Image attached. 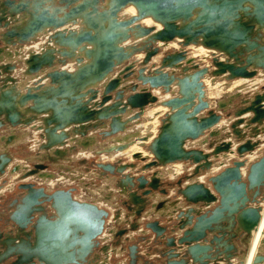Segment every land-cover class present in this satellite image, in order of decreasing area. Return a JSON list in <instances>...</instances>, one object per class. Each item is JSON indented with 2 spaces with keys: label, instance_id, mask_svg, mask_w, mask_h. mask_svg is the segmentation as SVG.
<instances>
[{
  "label": "water",
  "instance_id": "obj_1",
  "mask_svg": "<svg viewBox=\"0 0 264 264\" xmlns=\"http://www.w3.org/2000/svg\"><path fill=\"white\" fill-rule=\"evenodd\" d=\"M32 1L34 8L25 23L28 28L11 29L4 34V39L16 36L23 42L45 29L52 31L50 39L67 50L47 49L31 55L30 60H26L29 73L49 65L55 57L54 51L74 60L76 68L73 72L54 70L49 73L51 86L47 90L36 87L15 98L11 91L2 90L0 103L5 102L6 106L1 107L8 113L5 122L16 125L19 122L17 114L21 113L23 120L20 122L25 126L30 124L33 114L45 115L44 128L39 127L48 137L41 145L45 148L62 145L66 135L61 131L72 123L101 120L103 125L109 120L108 129L101 131V135L108 137L123 130L130 121L139 119L147 106L167 107L169 111L161 119L157 136L145 147L152 159L140 165V170L134 163L119 161H116V168L113 164L98 163L96 166L111 175L122 176L117 185L122 188L119 193L127 196L123 205L130 216L141 214L140 205L152 201L150 196H155L154 191L167 192L160 188L156 171L148 179L143 175L125 174L126 169L144 172L176 163L193 166L189 175H185L188 183L176 180L179 186L176 192L187 209H180L174 217V227L180 231L178 237L163 240L167 248L161 253L164 264H245L251 235L259 227L263 211L264 148L259 158L248 165L242 159L232 160L221 171L208 176V184H205L193 179L205 176L219 154L231 150V144L222 141L211 145L210 151L205 153L195 142L206 135L209 138L217 136L213 128L222 119L206 101L203 78L211 74V77L231 82L252 79L259 70L264 72V0H58L59 7H50V10L46 8L47 3L53 6L54 0ZM18 4L4 0L3 14L29 12V3ZM129 6L135 9L136 15L121 18L119 14ZM145 18L152 19L161 28L140 26L138 22ZM77 23L80 24L78 29H71ZM131 40L136 43L123 45ZM173 40H180L183 47L200 45L214 50L224 61L213 57L211 63L215 69L209 73L207 67L187 60L185 51H178L164 54L151 70L144 67L158 55L156 43ZM138 53H143L144 57L136 73H132L133 64L125 63ZM62 63H66V59ZM121 66L116 77L110 78L103 87L97 108L89 107L97 98L96 86ZM130 77L147 87L138 90L137 83H132L128 87L132 93L124 97V90L119 86L122 80L129 81ZM149 89H160L171 97L158 100ZM28 102L32 105L26 108ZM263 102L264 93L256 94L246 107L234 112L238 119L231 129L237 139L242 138L237 129L242 124L239 119L242 115L251 114L249 126L264 120ZM23 107L31 116L26 117L21 112ZM128 108L135 110V114L129 122L120 121L119 116ZM218 108L225 109V105L219 104ZM261 128L253 130L249 139L237 145L238 157L253 152L261 143L252 140L264 133V126ZM206 139H202L204 143ZM133 158L146 161L138 155ZM10 163L9 156L0 155L1 176ZM245 166L246 175L242 176L241 169ZM36 168L44 167L36 165ZM17 170L15 166L12 173ZM21 188L24 189L23 205H18L10 217L18 234L4 242L0 262L13 257L12 264H95L100 258L97 251L105 254L102 236L105 231L113 232L105 227L109 218L105 209L76 199L71 190L58 189L48 195L41 188H33L32 184H23ZM162 205L159 203L158 208ZM46 207L50 210L48 213ZM164 217L173 221L170 215ZM116 219H119L117 212L113 217ZM27 226L33 231L32 237L25 230ZM129 227L136 229L138 225L134 223ZM146 228L156 239H163L165 230L158 220L147 223ZM118 233L123 235L124 230ZM262 245L249 264H264V242ZM137 251L135 245L129 247L131 264H137Z\"/></svg>",
  "mask_w": 264,
  "mask_h": 264
},
{
  "label": "rangeland",
  "instance_id": "obj_2",
  "mask_svg": "<svg viewBox=\"0 0 264 264\" xmlns=\"http://www.w3.org/2000/svg\"><path fill=\"white\" fill-rule=\"evenodd\" d=\"M11 1H13V3H15L16 4V6H17V4L19 3V2H22V3H25V2H27V3H29V4H27L28 5V10H29V12L27 11V12H22V13H13V12H11L10 13V11H8V12H6V14L4 15L3 13L4 12H2L4 9H3V5H4V0H0V74H1V76H0V92L2 91V89L4 90H10V89H8V86H9V84H11L12 83V81L10 80V78L11 79H18V78H20V77H22V76H20L18 73H19V71H24V72H26V70H27V67L28 66H26L25 65V63H26V60H25V63L24 62H21L22 61V58H24V59H29V55H28V53H32V54H41V53H43L44 51H46L47 49H64V47H59V46H54V47H52L54 44H52L53 42L51 41V39H50V36L48 37V34L50 33H43V34H40V35H38L37 37H35V38H32V39H30L29 41H25V42H20L19 41V38L18 37H16V36H14V37H9V39H7V40H9V41H7V40H5L4 39V34H6L9 30H11V29H15V30H18V29H22V28H26L27 26H28V24L26 25L25 23H26V21H28L29 20V16H31V14H30V12H32V10H33V1L32 0H11ZM19 5V4H18ZM59 7V4H58V0H54V5L53 6H51L50 4H48L47 3V6H46V8L48 9V10H50L51 8H54V7ZM51 7V8H50ZM12 9V8H11ZM6 10H8V9H6ZM2 12V13H1ZM19 19H21L22 21L23 20H25V22L21 25V22L22 21H20ZM6 24V25H5ZM67 27V26H66ZM69 27V26H68ZM61 29V28H60ZM71 29H73V30H77L78 29V25L76 24V25H74V26H71ZM53 34V32H51V35ZM37 44V45H36ZM56 45V44H55ZM51 46V47H50ZM192 46H194V45H192ZM14 47H15V49L16 50H13L14 49ZM18 47H20V48H18ZM45 47V48H44ZM191 47V45L189 46V47H187V48H190ZM23 49V50H22ZM25 49V50H24ZM27 49V50H26ZM37 51H36V50ZM64 50H67V48H65ZM174 49H165L164 51H166V52H172ZM186 51H190V49H188V50H186ZM5 52V53H4ZM17 52V53H16ZM24 52V53H23ZM1 53H3V54H1ZM11 53V54H10ZM20 53H23L22 54V56L20 55ZM2 55V56H1ZM9 55V56H8ZM54 55H55V57H52V62L49 64V65H44L43 67H41L39 70H37L36 72H32V73H28V74H26V81H22V83H24L25 85H23L21 82V84L20 85H18V82H17V84H16V86H17V88L19 89V91H17L18 92V94L20 93L21 95L22 94H24L27 90H25V89H27V88H25V86H26V84H27V82L29 81L30 83H31V81H34L35 80V78L36 79H38L39 77V75H43L42 77L44 78L43 79V81H45L44 82V85H46L44 88H46V87H48L49 86V82H50V80H49V82H47V80H46V78H45V76L48 74V73H50V72H52V71H54V70H67V71H69V72H73L74 70V66L76 65V63H74L72 60H69V59H67V61H69V62H72V64H67L68 66L67 67H65V66H61L60 65V62H62L60 59H62V57L60 56V55H58V53L56 52V53H54ZM190 55V54H189ZM15 57V58H14ZM160 58H161V56H160ZM64 59H66V58H64ZM211 60H212V57L209 55V57H207L206 59H204L203 61H202V63H200L201 65L200 66H203V67H209L210 69H215V67L212 65V63H211ZM159 62H160V59L159 60H152L151 62H150V64L148 65V66H152V64H155V65H158L159 64ZM198 62V61H197ZM206 62V63H205ZM68 63V62H67ZM139 63H141V62H139ZM139 63H137V66H139ZM8 65H10L11 67L10 68H7L8 67ZM70 65V66H69ZM68 67H70V68H68ZM72 67V68H71ZM7 68V69H6ZM147 69H149L148 67H147ZM6 70H8V71H6ZM73 70V71H72ZM27 73V72H26ZM257 75L254 77V78H252V79H246V80H250L248 83H249V85H253L252 87H250V89L248 88L247 89V91H245V92H243V93H239V95H236L235 97H232L231 99H229L228 97H227V95L228 94H226L225 95V93H223L219 98H217L218 100L220 99V100H224L226 103H227V106L225 107V109H223V110H220V111H216V109H215V106H216V104L214 105V104H212L213 105V107L212 108H210L211 110H214V111H216V113H218V112H221V115H222V119H221V122L216 126V128H214L215 130L217 129V130H221V127L223 126V125H226V127H227V129L228 128H230V130H231V134L232 135H234L233 133H232V129H231V126L233 125V123L235 124V121H236V119H238L237 117H235L234 116V112L235 111H237L238 109V107L240 106L239 104H238V102L239 103H242V101H244V102H250L249 101V98H251V99H253L254 97H255V94H257L256 93V91H257V89H262L263 91H261L262 93L261 94H263L264 93V72L263 71H257ZM31 75V76H30ZM3 76V77H2ZM4 76H6L7 78H6V80H8L7 82L9 83L8 84V86L6 85H4L3 86V84L5 83V82H3V78H4ZM18 76V77H17ZM13 77V78H12ZM30 78V79H29ZM34 78V79H33ZM135 80L134 79V77H130V79L129 80ZM205 80L206 79H203L202 81H203V84H205L204 82H205ZM260 81V82H257V83H254L253 84V82L250 84V82L251 81ZM20 81H21V79H20ZM235 81V80H234ZM243 81V80H242ZM11 82V83H10ZM26 82V83H25ZM127 82V81H126ZM231 82H233V81H231ZM231 82H227L226 80H224L223 78H220V79H216V82L215 83H218V84H221V85H223V84H225V85H227V84H229V83H231ZM124 83V82H123ZM223 83V84H222ZM14 84V83H13ZM130 85V84H129ZM20 88H19V87ZM24 86V87H23ZM126 87H128V86H126ZM205 87V86H204ZM149 91H150V89H149ZM158 93H159V91H158ZM161 93V92H160ZM1 94V93H0ZM18 94L16 93V96H18ZM162 94V93H161ZM157 95V94H156ZM163 95V94H162ZM15 96V97H16ZM164 96H166V95H164ZM14 97V98H15ZM99 100H100V98H99ZM217 100V101H218ZM212 101V100H211ZM217 101H215V99L213 100V102L215 103V102H217ZM235 101V102H234ZM1 102V101H0ZM264 103V102H263ZM1 105L3 106V107H5L6 106V103L5 102H3V103H1ZM153 105H155V104H153ZM152 105V106H153ZM211 105V106H212ZM239 105V106H238ZM151 108V107H150ZM151 111H152V109H150ZM6 112V110H4L2 113H0V115H1V118H0V122H2V123H6V124H9V123H7V122H5V115L7 114V113H5ZM219 114V113H218ZM251 116V115H250ZM21 117H23V116H20V117H18L19 119H18V123H15L16 125H13L14 127H18V126H21V123L22 122H20V121H22L23 120V118H21ZM41 117V116H40ZM42 117L43 118H45V115H42ZM145 117H147L145 114H142L141 116H140V118L138 119V123H135L133 126H132V128L134 127H137L138 125L139 126H141V123L143 122V120H145ZM226 119H230L229 120V122H228V124H226ZM243 120H244V123L246 122V120L244 119V118H242ZM32 122V123H31ZM30 122V124H28L27 126L28 127H33L35 124V126H38L37 127V129H35V130H32L33 132H35V133H37L36 135L37 136H39V137H37L36 139H38L39 140V138H40V141H43L44 140V142L46 143V141H47V137H46V135L43 133V131H41V128H39V127H42V122L40 121V119L39 118H37V119H35V120H33V121H31ZM34 122H36V123H34ZM222 122H225V124H223ZM91 123V122H90ZM244 123H242V124H244ZM9 125H11V124H9ZM23 125V124H22ZM241 125V124H240ZM239 125V126H240ZM5 126V125H4ZM3 125L2 126H0V128L2 129H0V133H3V135L4 134H7V132L5 131L7 128H5ZM26 126V125H25ZM35 126H34V128H35ZM138 126V127H139ZM245 126H247V128L249 129H251L252 130V128L254 127L255 129H259V130H261L262 128L261 127H263L264 126V120H262L260 123H258V124H254V125H252L253 127L251 128V126H249V124L247 123V124H245ZM31 127V129H34V128H32ZM137 127V128H138ZM219 127V128H218ZM4 128V129H3ZM136 128V129H137ZM140 128V127H139ZM74 129H76L75 128V126H73V127H71V128H66V129H64L63 131H61V132H65V131H67L68 130V132L67 133H69V134H73L74 132ZM227 129H224L223 130V132L224 131H226ZM237 129L240 131V133H241V135L243 136V134H245V131H244V129L245 128H238L237 127ZM254 129V130H255ZM100 131V130H99ZM97 132V131H95L94 130V132H93V130H89L88 132H90L91 133V138H93V136L92 135H96L95 137H94V139H95V141H97L96 142V144L94 145V146H96V148L98 147V150L100 149V148H102L101 150H100V152L101 153H104L105 152V149L106 148H108L109 146H110V144L112 143V141H111V138H105V137H103L100 133L101 132ZM253 131V130H252ZM222 132V131H221ZM57 133H60V131H57ZM261 134H264V133H261ZM261 134H259V135H261ZM85 135H88V134H85ZM221 135V134H220ZM258 135V136H259ZM120 136H122V135H120ZM120 136H117V137H120ZM123 136H125L124 134H123ZM257 136V137H258ZM117 137H115V138H117ZM208 137V136H207ZM80 139H74L71 143H69L70 145H55V146H52L51 148H42L41 147V145H44L45 143L43 142V144H35V136H34V139H32V138H30L29 139V142H30V144L33 146V148H32V150H31V147H30V145L28 144V142H25L24 143V145H27V146H25L24 148L22 147V148H9V143H7V142H5V144H1V146H0V155L2 154V152H5V153H11V155L9 156L10 158H11V162L12 161H14L13 162V164L15 163V161H17V160H19L18 162H17V164L16 165H14V166H19L18 168L20 169H18L16 172H20V177H15V173H12V169L14 168V166L12 167V169L10 170V172L9 173H7V171H8V168H7V171L5 172V174H3V176H0L1 177V179H0V230H4L5 228H6V221H5V216H6V214L9 212V209H10V207H11V205H9L10 204V202H12L13 200H15V199H17L19 196H22L23 195V193H24V189H22L21 188V185H23V184H32L33 185V188H36V189H38V188H41V189H43L44 191H45V193L46 194H51L53 191H55V190H71V194L73 195V197H75L76 198V196H78L79 194H81L82 192L81 191H83V190H86V189H84L85 187H83V188H80L79 187V185H81V184H84V182H86V181H84V182H79V181H81L82 179H84L83 178V175L81 174L82 172L81 171H83L85 168L88 170L87 171V174L89 175L90 174V172H92V170H96V169H99L97 166H96V163H98L99 162V159H100V157L103 155V154H97V155H90L89 157H84V152H86L88 149H87V147L86 146H84V144L86 145L87 143V141L85 140V138L87 139V138H89L90 139V141L88 142L89 144L92 142L91 141V138L89 137V135L88 136H86V137H79ZM209 138V137H208ZM219 139L220 138V136L219 137H214V138H212V139ZM234 138H235V136H234ZM250 138V136L247 138V139H249ZM42 139V140H41ZM106 139V140H105ZM209 139H211V138H209ZM247 139H245V140H247ZM108 140V141H107ZM232 140L233 139H231V141H225V142H231V144H233V142H232ZM235 140H236V138H235ZM68 142V138L65 140V143H67ZM221 142V141H220ZM224 142V141H223ZM236 142H237V140H236ZM245 142V141H244ZM0 143H3V142H0ZM235 143V142H234ZM92 144H93V142H92ZM236 144V143H235ZM233 146H235L234 144L232 145V150L234 151V152H231V153H226V155L227 156H229L230 158H228V164L229 163H231V161L232 160H240V159H242L243 161H245V164L246 163H249L250 161H252L253 159H255L254 157L255 156H257V155H255L253 158H250V156H252V155H249V154H245L243 157H238V155L236 154V152H235V148L233 147ZM85 147V148H84ZM112 146H110V148H111ZM8 148V149H7ZM72 148V149H71ZM212 147H209L208 149H207V151L206 152H209L210 151V149H211ZM69 149H71L70 151H71V153H69L68 155H66L67 153H68V150ZM260 149V148H259ZM259 149H255L256 151H258ZM49 151V152H48ZM64 151L65 152H67L66 154H63L64 153ZM104 151V152H103ZM256 151H254V152H256ZM43 152H46V154L45 153H43ZM205 152V151H204ZM205 152V153H206ZM234 153V154H233ZM83 155V156H81V155ZM232 154H233V156H232ZM44 155V156H43ZM46 155H47V157H46ZM59 155H61L62 157H58ZM78 155V156H77ZM99 155V156H98ZM8 156V155H7ZM35 156V157H34ZM49 156V157H48ZM66 156H68V157H70V158H73V159H71L70 160V163H68V157L66 158ZM72 156V157H71ZM66 159H65V158ZM16 158V159H15ZM18 158V159H17ZM221 158L222 157H219L216 161L218 162V161H221ZM64 159V160H63ZM79 159H81V160H79ZM83 159H86V164H82V163H80ZM104 159H106V158H104ZM103 159V160H104ZM147 159H150V158H147ZM55 160V161H54ZM117 160H119L120 161V163H137L136 165H137V170H140V169H138L139 167H140V165H144L145 163H147L149 160H146L145 162H141V161H139V160H136V159H128V158H124V157H120L119 159H115V160H113V162H115V161H117ZM105 162H108V163H111V164H113V162L112 161H108L107 159H106V161ZM104 162V163H105ZM217 162H215V163H217ZM55 163V164H54ZM57 163V164H56ZM214 163V164H215ZM12 164V165H13ZM36 165H42L44 168H37L36 169ZM68 165V166H67ZM188 165V164H187ZM26 166V167H25ZM116 166H117V164H116ZM216 166V165H215ZM71 167V168H70ZM80 168V169H79ZM162 170V168H157V169H155V170H151V171H139V172H137V170L136 171H131L130 170V175L131 174H133L135 177H137V176H140V175H143V176H145V177H147L148 178V176H150L151 174H152V172H154V171H157V170ZM211 169H213L212 171H210V173L209 174H206L205 176H202V179L200 178V181H202L203 183H205V184H208V180H207V177L208 176H210V175H214V174H216L215 173V171H216V169H218V168H215L214 167V165H213V167L211 168ZM220 170V169H219ZM26 171V172H25ZM33 171H38V173H39V171H40V173L41 172H47V173H49V175L51 176V178L54 180L53 182H52V184H53V186H52V184H51V186L49 187H47V185H42V184H38L37 183V180L36 179H38L39 177H37L35 174H37V173H35L34 174V172ZM103 171V170H102ZM128 171H129V169H127L126 171H125V174H129L128 173ZM32 172V173H31ZM104 172V171H103ZM190 173V171H187L186 169L183 171V173H181L180 174V176L177 178V179H182V182H183V184L185 183V175H189V173ZM219 172V171H218ZM217 172V173H218ZM23 173V174H22ZM75 173V174H74ZM13 174V175H12ZM41 174H43L40 178L43 180V179H45V178H47V179H50V177H48V175L46 174V173H41ZM74 174V179L72 180V178H71V175H73ZM107 174H109V173H107ZM243 174V173H242ZM23 175V176H22ZM75 175H80V176H78V177H75ZM110 175V174H109ZM33 176V177H32ZM45 176V177H44ZM27 177V178H26ZM58 177V178H57ZM62 177V178H61ZM116 177H119V176H116ZM15 178V179H14ZM18 178V179H17ZM94 176H92V174L90 175V177H87V179L89 180V181H87V183L89 182L90 184H94V183H98V184H100L101 183V181H102V179H100V178H95ZM173 177H169L168 179L167 178H165V181L163 182V189H165L166 190V194H160V195H164V196H169V199L170 200H174V198H179V196H178V194H177V192H176V189L179 187L178 186V184H176V180H171ZM12 179V180H11ZM25 179V180H24ZM33 179V180H32ZM59 179V180H58ZM149 179V178H148ZM19 180V181H18ZM10 181V182H9ZM69 181H70V183H69ZM113 181L115 182V186L117 187V192H118V195H119V199L120 200H118L119 201V206H117V207H115V208H113L114 209V211L115 210H119V212L120 213H122V210L123 209H125V215L124 216H126L125 218L127 219V222H128V220H131V223H139V225H140V228H141V231H139V234H136L135 233V235L134 236H129V234H128V232L129 231H131V232H134V231H137L139 228L137 227L136 229H132L131 227H123V228H121L120 226V228L117 230V231H115L114 233L112 232V233H108V235H112L113 234V238H114V240H113V245H114V247H122L123 249H125L126 251H127V253H126V255H127V257H128V264H131L130 263V257H129V247L130 246H132V245H135L136 247H137V264H140V262H142L141 264H161L162 263V261H163V257H162V252H164V242H163V240L165 241L167 238H171V237H174L175 239L178 237V229L177 228H175L174 227V224H175V220H173V221H169L168 219H166V217H160L159 219L157 218L156 220H158L159 221V223H160V220L162 219L163 221V224H162V227L164 228V230H165V232H164V234L163 235H165V236H167V238H165V239H162V238H155V236H154V233L152 232V231H150L149 229H147L146 228V224L147 223H149V222H151V221H153L154 219H152V220H146V218L145 219H142L141 221H139L138 220V218L144 213V212H146L145 210H147V209H143V211L141 212V214L139 215V216H136V215H134V216H130V215H128V212H127V210H126V207H125V205H123V201H126V198H127V196H126V194L125 195H123V194H120L119 193V190L120 189H122V188H120V187H118V185H117V180L115 181V179H113L112 181H111V183H113ZM72 182V183H71ZM6 184V185H5ZM15 185V186H14ZM9 186V187H8ZM136 186V185H135ZM161 186V185H160ZM6 187V188H5ZM10 187H11V189H10ZM46 187V188H45ZM4 188V189H3ZM16 188V189H15ZM51 188H53V189H51ZM13 189V190H12ZM145 189H147V187L145 188ZM149 189V188H148ZM124 190H125V188H124ZM137 190V189H136ZM2 191H3V193H2ZM7 191V192H6ZM128 192H129V189H127L126 190V193L128 194ZM139 192V191H138ZM21 193H22V195H21ZM125 193V192H124ZM155 193H157L156 191H154V194ZM159 194V193H158ZM76 199H78V198H76ZM79 200V199H78ZM81 201V200H80ZM151 203H152V201H150L149 200V202H148V204L147 205H151ZM46 204V203H45ZM44 205V204H43ZM146 204H145V207L147 206ZM262 205V204H261ZM148 206V207H149ZM185 206L187 207V205L185 204ZM185 206L182 208V209H185ZM103 209H105V208H103ZM136 209V208H135ZM149 209V208H148ZM108 213H109V217L110 218H108V220H107V222H106V225H107V223H108V221L109 222H111L110 224H108V225H110L109 227H111V229H113V228H116L115 227V225H117L118 226V221H116V220H112L111 221V219L113 218V217H115V215H114V213L115 212H113V215L111 216V214H112V212H110L108 209H105ZM157 211V210H156ZM120 215H122V214H120ZM3 216H4V218H3ZM122 217V216H121ZM120 217V218H121ZM132 217V218H131ZM173 219H175V218H173ZM115 222V223H114ZM131 223H129V226L130 225H132ZM12 228H10V230H11ZM8 231L7 233H6V235L7 234H10L11 236L10 237H14L13 236V234L15 233L14 231ZM110 230V229H109ZM119 230H124V233H123V235H120L118 232H119ZM148 231V233H144V231ZM145 231V232H146ZM180 233V232H179ZM5 235V236H6ZM2 236V235H1ZM3 237V236H2ZM110 238V237H109ZM117 240H118V243H117ZM236 242V247H237V245H238V243H237V241H235ZM104 245V244H103ZM106 246H109V244H106ZM263 246V245H262ZM163 249V250H162ZM260 250V249H259ZM262 250V249H261ZM102 255H104L105 256V254H103L102 252H100ZM115 255V254H114ZM125 255V256H126ZM115 256H113V260H109L110 262H115ZM165 259V258H164ZM117 260H120V258H117Z\"/></svg>",
  "mask_w": 264,
  "mask_h": 264
},
{
  "label": "bare ground",
  "instance_id": "obj_3",
  "mask_svg": "<svg viewBox=\"0 0 264 264\" xmlns=\"http://www.w3.org/2000/svg\"><path fill=\"white\" fill-rule=\"evenodd\" d=\"M28 9V8H27ZM136 15V11H135V9L132 7V6H129V7H126V8H124L122 11H121V13L119 14V16L121 17V18H129V17H132V16H135ZM25 22V20H23L22 22H21V25L23 24ZM138 24L140 25V26H144V27H154V30H158V29H160L161 27H160V25L159 24H157V23H155V22H153L152 21V19H150V18H145V19H143V20H140L139 22H138ZM77 25H78V27H79V23H77ZM28 28V26L25 28V29H27ZM65 28V27H64ZM64 28H61V30L62 29H64ZM48 31V32H47ZM49 33L48 34V37L51 35V32L52 31H49V30H47V29H45V30H43L42 32H39L38 33V35H40V34H43V33ZM46 33V34H47ZM37 35V36H38ZM36 36V37H37ZM19 41L21 42V40L19 39ZM51 41H52V39H51ZM23 42H25V41H23ZM53 42V41H52ZM132 43H136V42H134L133 40H131V41H128L127 43H124L123 45L125 46V45H132ZM52 44H54V42L52 43ZM37 45V44H36ZM54 46H56L57 47V45H53L52 47H54ZM155 47H157L158 49H159V53H158V55H156L157 56V60L159 59V57L161 56H163L164 54H166V53H173V52H178V51H185V53H186V59L188 60V59H191L192 60V62L193 63H195V64H197V65H201L200 63H202V61L204 60V59H206L207 57H209V55L213 58V57H215L218 61H224V57L221 55V54H219V53H217L216 51H214V50H211V49H207V48H205V47H203V46H200V45H197V46H192L191 45V47L190 48H187V47H189V46H187V47H183L182 45H181V43H180V40H173V41H171V42H169V43H160V42H158V43H156L155 45H154ZM51 47V46H50ZM18 48H20V47H18ZM45 48V47H44ZM165 49H174L172 52H166V51H164ZM188 49H190V51L188 52V51H186V50H188ZM13 50H16L15 49V47H14V49ZM23 50V49H22ZM25 50V49H24ZM27 50V49H26ZM36 50V49H35ZM37 51V50H36ZM17 53V52H16ZM24 53V52H23ZM23 53H20V55L22 56V54ZM54 53H56L55 51H54ZM11 54V53H10ZM140 54H143V53H140ZM139 53L138 54H136L137 56H139L140 58L142 57L141 55H140ZM190 54V55H189ZM28 55L29 56H31V55H33L32 53H28ZM135 55V54H134ZM133 55V56H134ZM9 56V55H8ZM133 56H131V58L125 63V64H128V63H131V64H133V66H134V68H133V70L131 71L132 73H136V71H137V69H138V67L139 66H137V64H136V61H134V60H132V58H133ZM156 56H154V57H156ZM159 56V57H158ZM62 57V56H61ZM154 57H152L151 59H150V61L147 63V64H145L144 65V67L145 66H147L148 67V65L150 64V62L152 61V59L154 58ZM15 58V57H14ZM64 58H66V57H62V59H60L62 62H63V60H65ZM67 59L68 58H66V63H62V62H60V65L61 66H65V67H67L68 65L67 64H72V62H69V61H67ZM25 60H30V58L29 59H24V58H22V61L21 62H24L25 63ZM69 60H71V59H69ZM74 63H75V61L74 60H72ZM142 61V60H141ZM140 61V62H141ZM160 61H161V58H160ZM198 61V62H197ZM68 62V63H67ZM160 63V62H159ZM206 63V62H205ZM141 63H139V65H140ZM25 65L26 66H28L27 65V61H26V63H25ZM10 65H8V67H9ZM70 66V65H69ZM153 66H157V65H155V64H152V66H151V69H152V67ZM7 67V68H8ZM201 67H203V66H201ZM68 68H70V67H68ZM72 68V67H71ZM76 68V65L74 66V69ZM122 68V66L121 67H119V68H117L111 75H109L106 79H104L103 81H101L96 87V89H97V91L100 89V88H102L103 89V87L105 86V84L107 83V81L110 79V78H113V77H116V75L119 73V70ZM208 68V71H209V73L210 72H212L214 69H210L209 67H207ZM73 69V70H74ZM72 70V71H73ZM27 72V73H26ZM26 72H24L23 70L22 71H19V75L20 76H22L21 77V81H26V74H28L29 73V70L27 69L26 70ZM51 73V72H50ZM2 74V73H1ZM1 74H0V76H1ZM44 75V74H43ZM43 75H39L38 77V79H36L35 78V80L34 81H31V83L28 81L27 82V84H26V86H25V88H27V89H25V90H33L34 88H36V87H38V88H41L42 90H44V89H48L51 85H50V82H49V80H50V78L48 77V75H49V73L45 76V78H46V80H47V82H49V86L48 87H46V88H44L46 85H44V82L45 81H43ZM31 76V75H30ZM3 77V76H2ZM18 77V76H17ZM6 76H4V78L2 79L3 80V82H5L4 84H3V86L5 85H7L8 86V80H6ZM13 78V77H12ZM30 79V78H29ZM34 79V78H33ZM203 79H206L205 80V84H203V87H204V92H205V98H206V101L208 102V104H209V107L210 108H212L213 107V105L212 104H216V106H215V109H216V111H220V110H223V109H219L218 108V106H219V104H221V105H225V107L227 106V103L224 101V100H218L217 98H219L223 93H225V95L226 94H228L227 95V97L229 98V99H231L232 97H235L236 95H239V93H243V92H245V91H247V89L249 88L250 89V87H252L253 85H249V81L250 80H246V79H236L235 81L233 80V82H231V83H229V84H227V85H225V84H223V85H221V84H218V83H215L216 82V78H214V77H211V74H207ZM10 80L12 81V83L11 84H13L14 83V85L15 84H17V82H18V79H11L10 78ZM243 80V81H242ZM123 81V80H122ZM126 82V81H125ZM253 82V84L254 83H257V82H260L259 80L258 81H251L250 82V84ZM26 83V82H25ZM132 83H134V82H132ZM132 83L129 85H127V86H131L132 85ZM139 82H137V84L136 85H138V90L140 89V88H142V87H146V86H141V84L139 83ZM202 83H203V81H202ZM21 84V83H20ZM23 85H25L24 83H22ZM122 84V83H121ZM19 85V84H18ZM11 86V85H10ZM13 86V85H12ZM24 87V86H23ZM152 90H159V91H161L160 89H152ZM99 93V92H98ZM161 93L163 94V91H161ZM166 95V98L165 99H167V98H169V97H171V95L170 94H165ZM88 96L89 95H85V97L88 99ZM164 96V95H163ZM47 97V96H46ZM97 97H98V94H97ZM158 98V97H157ZM215 99V101H217V102H213V100ZM96 100V99H95ZM95 100H93L92 102H91V104L89 105V107L91 106L92 108H97V106H96V104L99 102V101H97V102H95ZM158 100H164V99H159L158 98ZM212 100V101H211ZM235 102V101H234ZM239 103V102H238ZM15 105H17V104H15ZM25 105V104H24ZM30 105H32V102H28L27 103V105L25 106L26 108H28ZM212 105V106H211ZM2 105H1V103H0V113H2L3 111H4V109L1 107ZM239 106V105H238ZM25 107H23V109H24V111H21L22 113H24V115H26V117L29 115V116H31L30 115V112L29 111H27V112H25ZM148 107V106H147ZM146 107V108H147ZM150 107L151 108H149V109H145L144 110V112H143V114H145L147 117H145V120H143V122L141 123V126H137V127H133L132 128V126L135 124V123H138V118H137V120H132V121H128V119L131 117V115L132 114H135V110H130V108H128V110L124 113V114H121L120 116H119V119H120V121H123V122H126V121H128L129 123H128V125L123 129V130H121V131H119V132H117V133H115V134H113V135H110V136H108V137H106V136H103V137H105V138H111V141H112V143L110 144V146H112L111 148H110V146L108 147V148H106L105 149V152L104 153H101L100 152V150L102 149V148H100V150H98V147L96 148V146H94L95 144H96V142L97 141H95V139H94V137L96 136V135H92L93 136V138H91V133L90 132H88L90 129L91 130H93V132H94V130L95 131H99L98 129H102V130H100L99 132H101V131H103V130H105V129H108V121H105L104 122V124L102 125L101 124V120H93V121H90V122H87V123H84V124H74V123H72L71 125H68V127H66V128H71V127H73V126H75V128L76 129H74V133L71 135V134H69V133H67V131H65L64 132V134L66 135V137L63 139V142H62V145H70L69 143H71L74 139H80L79 137H86V136H88L89 135V137L91 138V141L93 142V144H92V142L89 144L88 142L90 141V139L89 138H85V140L87 141L86 143V145L84 144V146H86L87 147V151L86 152H84V157H89L90 155H97V154H103L101 157H100V159H99V164H111V163H104L105 161H106V159L110 162V161H112L113 162V160H115V159H119L120 157H124V158H128V159H134L133 157L134 156H136V155H138V156H140V157H142V158H145L146 160H151L152 159V155H151V153L145 148L146 146H148L149 145V143L153 140V138L154 137H156L157 136V133H158V129H159V126H160V123H161V119L163 118V116L166 114V113H168V108L167 107H164V106H161V105H158V104H155V105H150ZM214 108V107H213ZM21 109V108H20ZM150 109H152V111L150 110ZM5 113H7V112H5ZM8 114V113H7ZM218 114V113H217ZM20 116H22V114L21 113H18L17 114V117H20ZM126 117V118H125ZM0 118H1V115H0ZM37 118H39L40 119V121L42 122V128H44V125H43V120L45 119V118H43L42 116L40 117L39 115H34L33 114V118L30 120V121H33V120H35V119H37ZM237 120V119H236ZM240 120H242V123H244V120L241 118ZM221 122V121H220ZM219 122V123H220ZM32 123V122H31ZM34 123H36V122H34ZM218 123V124H219ZM96 124L98 125V126H96ZM217 124V125H218ZM0 125L2 126H4L5 128H7L8 130H10L11 131V133H12V131H14V132H16L18 129H20L21 128V126H18V127H14L13 125H9V124H6V123H2V122H0ZM22 125V124H21ZM36 125V124H35ZM34 125V126H35ZM216 125V126H217ZM34 126L32 127V128H34ZM26 127H28L27 125H26ZM25 127V128H26ZM37 127L38 126H35V128L34 129H32V130H35V129H37ZM103 127H105V128H103ZM23 128V127H22ZM42 128H41V131H43L42 130ZM65 128V129H66ZM137 128V129H136ZM214 128H216V127H214ZM219 128V127H218ZM4 129V128H3ZM224 129H227V127H226V125H223L222 127H221V130H215V129H213V131H216L217 132V136H215V137H219L220 136V134H221V131H223ZM2 130V129H1ZM45 135H46V133L45 132H43ZM37 133H35L34 132V136H35V144H43V142H44V140L43 141H40V138H39V140L38 139H36L37 137H39V136H37L36 135ZM85 134H88V135H85ZM101 134V133H100ZM123 134L125 135V136H123ZM120 135H122V136H120ZM9 136V135H8ZM14 135L13 134H10V136L9 137H13ZM117 136H120V137H117ZM46 137H47V135H46ZM115 137H117V138H115ZM8 138V137H7ZM23 138V137H22ZM30 138H32V139H34V137H28V139H30ZM68 138V142L67 143H65V140ZM236 138V137H235ZM47 139H48V137H47ZM21 140V139H20ZM42 140V139H41ZM106 140V139H105ZM108 141V140H107ZM18 142H19V140H18ZM26 142V141H25ZM28 142V141H27ZM16 143V142H15ZM24 143V142H23ZM30 143V142H29ZM45 143V142H44ZM220 143H222V141L221 142H218L217 144H220ZM225 143V142H224ZM226 143H229V142H226ZM1 144V143H0ZM19 144V143H18ZM230 144H231V142H230ZM16 145V144H15ZM20 145H21V143H20ZM31 145V144H30ZM216 145V144H215ZM238 145V144H237ZM237 145H235V149H236V147H237ZM9 146V145H8ZM10 146H12V145H10ZM9 146V147H10ZM51 147L52 146H54V145H50ZM261 146V145H260ZM14 147V146H13ZM51 147H45V148H51ZM119 147H121V148H119ZM234 147V146H233ZM85 148V147H84ZM257 148V147H256ZM260 149L257 151V152H255L254 153V151L253 152H250V153H248L249 155H252V156H250V158H253L255 155H257V156H255L254 158L255 159H253L252 161H250L249 163H251V162H253V161H255L257 158H259V156L261 155V153H262V149L264 148V145L262 146V147H259ZM8 149V148H7ZM72 149V148H71ZM71 149H69L68 150V153L67 152H65L64 151V153L63 154H66V155H68L69 153H71ZM231 150H229V152L228 153H231V152H234L233 150H232V144H231V148H230ZM49 152V151H48ZM236 152V151H235ZM45 153V152H44ZM227 153V152H226ZM226 153H222V154H219V157H222L221 158V161H215V162H217V163H215L214 165H216L215 166V168H218V169H216V171H215V173H217L218 171H221V169L225 166V165H227L228 164V158H230L229 156H227L226 155ZM11 155V153H5V152H2V154L1 155H8V156H10ZM72 154V153H71ZM234 154V153H233ZM233 154H232V156H233ZM81 155V154H80ZM44 156V155H43ZM78 156V155H77ZM81 156H83V155H81ZM99 156V155H98ZM35 157V156H34ZM68 156H66V158H67ZM72 157V156H71ZM243 157V156H242ZM65 158V157H64ZM65 158V159H66ZM69 159H68V163H70V160L71 159H73V158H70V157H68ZM104 158H106V159H104ZM147 158H150V159H147ZM16 159V158H15ZM18 159V158H17ZM104 159V160H103ZM64 160V159H63ZM79 160H81V159H79ZM19 160H17V161H15V163L13 164V162L14 161H12L10 164H9V168H8V171H7V173H9L10 172V170L12 169V167L14 166V165H16L17 164V162H18ZM55 161V160H54ZM117 161H119V160H117ZM148 161V162H149ZM120 162V161H119ZM98 163H96V165L98 164ZM249 163H246L247 165L249 164ZM13 164V165H12ZM55 164V163H54ZM57 164V163H56ZM134 164H137V163H134ZM112 165V164H111ZM68 166V165H67ZM113 166H114V168H116L115 166H116V161L115 162H113ZM15 167V166H14ZM19 167V166H18ZM26 167V166H25ZM193 167V166H192ZM71 168V167H70ZM99 168V170H101V168L100 167H98ZM188 168H189V166L187 165V164H182V163H176V164H173L172 166L171 165H167L166 167H163L162 168V170H157L156 172H157V174H158V176H163V175H166V174H168V175H171V176H173V178L171 179V180H176L179 176H180V174L181 173H183V171L185 170V169H187L188 170ZM212 168V167H211ZM209 169L208 170V172H207V174H209L210 173V171H212L213 169ZM19 169V168H18ZM37 169V168H36ZM80 169V168H79ZM220 169V170H219ZM242 169H244L243 171H242ZM241 169V174H242V176H245L246 175V170H247V166H245V167H243ZM20 170V169H19ZM127 170V169H126ZM125 170V171H126ZM130 170L131 169H129V171H128V173L130 174ZM153 170H155V169H153ZM192 170V169H191ZM102 171V170H101ZM132 171V170H131ZM26 172V171H25ZM82 172V171H81ZM103 172V171H102ZM133 172V171H132ZM155 172V171H154ZM15 174V177H20L19 175H20V172L18 171V172H14ZM41 173H46L47 175H48V177H50V179H47V178H45V179H41L40 177L43 175V174H41ZM40 173V171H39V173H38V171H37V174H35L37 177H39L38 179H36L37 180V183L38 184H42V185H47V187L49 186H51V184H52V182L54 181L52 178H51V176L49 175V173H47V172H41ZM106 176H107V178H108V180H109V182H111L113 179H115V181L116 180H119V178L120 177H122V176H119V177H116V175H109V174H107V172H103ZM189 173V172H188ZM23 174V173H22ZM75 174V173H74ZM74 174L73 175H71V178H72V180L74 179ZM13 175V174H12ZM1 176V175H0ZM78 176H80V175H75V177H78ZM33 177V176H32ZM45 177V176H44ZM97 177V176H96ZM27 178V177H26ZM58 178V177H57ZM62 178V177H61ZM200 178L202 179V177H198V176H196L193 180H196V181H200ZM0 179H1V177H0ZM15 179V178H14ZM18 179V178H17ZM95 179V178H94ZM160 179V178H159ZM12 180V179H11ZM25 180V179H24ZM33 180V179H32ZM59 180V179H58ZM203 180V179H202ZM19 181V180H18ZM10 182V181H9ZM189 182V180H186L185 181V183L184 184H186V183H188ZM200 182H202V181H200ZM69 183H70V181H69ZM72 183V182H71ZM115 183V182H114ZM6 185V184H5ZM85 185V184H84ZM15 186V185H14ZM52 186H53V184H52ZM9 187V186H8ZM6 188V187H5ZM46 188V187H45ZM4 189V188H3ZM10 189H11V187H10ZM16 189V188H15ZM51 189H53V188H51ZM95 189V188H94ZM13 190V189H12ZM7 192V191H6ZM88 192H90V191H88ZM93 192V191H92ZM92 192H90V193H92ZM102 192V191H101ZM105 192V191H104ZM2 193H3V191H2ZM114 193V192H113ZM96 194V193H95ZM125 194V193H124ZM21 195H22V193H21ZM128 195H129V193H128ZM105 196V195H104ZM156 196V195H155ZM155 196H153V197H155ZM107 197V196H106ZM107 198H109V197H107ZM106 198V199H107ZM94 199V198H93ZM171 199V198H170ZM100 200V199H99ZM111 200V199H110ZM88 201V200H87ZM93 201V200H92ZM17 202H19V204L21 203V196H19L17 199H16V202L15 203H17ZM98 202V201H97ZM110 202V201H109ZM14 203V204H15ZM111 203V202H110ZM181 203H183V201L181 200V199H179V200H176V202L174 201L173 202V204H171V205H169V206H165L164 204H165V202L164 203H162L163 204V206H161L160 208H158L157 209V211L159 212V209H163V211H161V212H159V214H166V213H168L167 215L169 216H172L171 217V219H173L174 217H175V215L178 213V211L181 209V210H183L182 208V205H181ZM19 204H17V205H19ZM184 204V203H183ZM16 205V206H17ZM23 204L21 203V206H22ZM16 206H15V208H16ZM20 206V205H19ZM20 206V207H21ZM47 206V205H46ZM156 206V205H155ZM147 208V206L145 207V204L143 205V203H142V205H140V207H139V210H141L140 211V213L143 211V209H146ZM185 208L187 209V207L185 206ZM195 208H197V207H195ZM133 209H134V207H133ZM114 210V209H113ZM263 211H264V202H263V209H262ZM46 211H47V213L50 211L49 210V208L48 207H46ZM46 211H45V213H46ZM115 213H114V215L116 214V212L118 213V216L119 217H121V213L119 212V210L117 211V210H115L114 211ZM11 213H12V211H9L7 214H6V218H8V221H6V228L3 230V233L2 234H5V233H7L9 230H10V228L12 227V229L10 230V231H16V229H17V227L16 226H13L12 224H11V218H10V216H11ZM263 217V216H262ZM262 217H261V221H260V224H259V227L257 228V230H256V232H254V233H252V235H251V240H250V248H249V252H248V255H247V258H246V263L245 264H249L250 263V261H251V259H252V257H253V255L254 254H256L257 252H258V247H262V242H264V217H263V219H262ZM122 218V217H121ZM168 218V217H167ZM113 220V218L111 219V221ZM149 220V219H148ZM174 220V219H173ZM110 221V220H109ZM116 221H117V219H116ZM169 221H171V220H169ZM115 223V222H114ZM118 224V223H117ZM11 226V227H10ZM110 226V225H109ZM108 225H106L105 227H109ZM115 227H118L117 225H115ZM13 228H14V230H13ZM26 231H27V233L28 234H31V237L33 236V231H32V229H31V227L29 226H27V228L25 229ZM0 231H2V230H0ZM14 231V232H15ZM112 231V230H111ZM147 233V232H146ZM108 233H107V231H105L104 232V235L102 236V238L103 239H106L107 238V240L109 239V237H107L108 235H107ZM16 236V235H15ZM14 236V237H15ZM12 238V237H11ZM165 238H167V236H163V239H165ZM107 240H105V241H107ZM29 241H31V238L29 239ZM117 243H118V240H117ZM164 251H166V247H165V245H164ZM244 248V247H243ZM175 249H177V248H175ZM163 250V249H162ZM0 251H1V247H0ZM107 254V253H106ZM13 261V257H11V258H9V259H6V260H2V262H0V264H12L11 262ZM164 261H165V259L163 258V261H162V263L161 264H164Z\"/></svg>",
  "mask_w": 264,
  "mask_h": 264
},
{
  "label": "crops",
  "instance_id": "obj_4",
  "mask_svg": "<svg viewBox=\"0 0 264 264\" xmlns=\"http://www.w3.org/2000/svg\"><path fill=\"white\" fill-rule=\"evenodd\" d=\"M5 53V52H4ZM1 54H3V53H1ZM142 57L140 58L139 56H137L136 54L133 56V58H132V60H134V61H136V64L137 63H139L142 59H143V57H144V55L143 54H140ZM2 56V55H1ZM159 57V56H158ZM157 56L156 57H154L153 59L154 60H156L157 61ZM152 59V60H153ZM159 59H160V57H159ZM158 59V60H159ZM145 67H147V66H145ZM148 68L151 70V67L150 66H148ZM20 79H21V77L20 78H18V84L20 85V82L22 83V81H20ZM124 82V83H123ZM132 82H134V83H137V81L136 80H129V81H127V82H125V80H123L122 81V84L119 86V88H122L123 90H124V92H123V94H124V97H126V96H128L129 94H131L132 93V91H131V89H128V87H130V86H128V87H126L128 84H131ZM205 83V82H204ZM139 84V83H138ZM11 85V86H10ZM13 85V86H12ZM19 87V86H18ZM147 87V86H146ZM20 88V87H19ZM8 89H10L9 91H11L12 92V94H14L13 96L15 97L16 96V93L18 94V92L17 91H19V89L17 88V86H16V84L14 85V84H9V86H8ZM3 90V89H2ZM102 88H100L99 90H98V97L96 98V100H95V102H97V101H99V98L101 97V93H102ZM3 91H5V89L3 90ZM3 91H1V92H3ZM151 91V93H153L154 95H156L159 99H165L166 98V96H163V95H165V94H161L160 92L161 91H159V90H150ZM158 91H159V93H158ZM261 91H263L262 89H257V91H256V93L257 94H261L262 92ZM0 92V93H1ZM1 95V94H0ZM256 95V94H255ZM13 97V98H14ZM18 98V97H17ZM252 99L251 98H249V101H251ZM110 102H108L106 105H108ZM240 106L237 108L238 110L239 109H242V108H244V107H246L248 104H249V102L247 103V102H244V101H242V103H238ZM263 105H264V103H263ZM150 108V106H148L147 108H146V110L147 109H149ZM145 110V111H146ZM219 114H221V112H218ZM250 115L251 114H244V115H242L239 119H241V118H244L245 120H246V122L244 123V124H241L240 126H238V128L240 129V128H245L244 129V131H245V134H243V136H242V138L241 139H237L236 138V140H237V142H236V140H235V138H234V135H232L231 134V130H230V128H228L226 131H222L221 132V135H220V138L218 139H209L208 137H207V135L205 136V138H207L206 139V141H205V143L203 142V140L202 139H205V138H201V139H199L197 142H195L196 144L195 145H197L198 147H199V149H201L202 151H207V149L209 148V147H211V145H215V144H217L218 142H220V141H231V139H233L232 140V142H233V144L234 145H239V144H241V143H243L244 141H246L245 139H247L249 136H251V132H252V130H254L255 128L251 125V128H252V130L249 128H247V126H245V124H247L248 123V119H249V117H250ZM126 118V117H125ZM230 120V119H229ZM229 120L228 119H226L225 121H226V124H228V122H229ZM223 124H225V122H222ZM1 126V125H0ZM23 127V128H22ZM26 126H24V125H21V128L20 129H18L16 132H14V131H12V133H11V131L10 130H8V129H6L5 131L7 132V134H4L3 135V133H0V142H3V143H1V144H5V142H7V143H9V146L10 145H12V146H10L9 148H24L25 146H27V145H24V143H25V141L27 142L28 141V144L30 145V143H29V139H28V137H34V132L32 131V129H31V127H26ZM216 127V126H215ZM103 128H105V127H103ZM1 129V128H0ZM214 129V128H213ZM98 130H102V129H98ZM241 131V130H240ZM68 132V131H67ZM10 134H13L14 136L13 137H9L10 136ZM9 135V136H8ZM245 135V136H244ZM8 137V138H7ZM23 137V138H22ZM264 134H261V135H259L258 137H254V139H252L253 141H260L261 143L257 146V148H255V149H259V147H262L263 145H264ZM21 139V140H20ZM18 140H19V142H18ZM16 142V143H15ZM24 142V143H23ZM236 144H235V143ZM19 143V144H18ZM20 143H21V145H20ZM1 144H0V146H1ZM16 144V145H15ZM232 144V145H233ZM33 145V144H32ZM32 145H30V147H31V150H32V148H33V146ZM261 145V146H260ZM14 146V147H13ZM234 148H235V146H234ZM100 150V149H99ZM256 151V150H255ZM257 152V151H256ZM44 153V152H43ZM255 153V152H254ZM45 154H46V152H45ZM46 157H47V155H46ZM49 157V156H48ZM59 158L60 157H62L61 155H59L58 156ZM86 159H83L80 163H82V164H86ZM105 163H108V162H105ZM172 166V165H171ZM189 166V165H188ZM214 167H215V165H214ZM191 169H192V166H189V168H188V170L187 171H191ZM244 169H242V171H243ZM87 169L85 168L83 171H82V175H83V178L84 179H82L81 181H79V182H84V181H86V182H84V184H81V185H79V187L80 188H83V187H85L84 189H86V190H83V191H81L82 193L81 194H79L78 196H76V198H78L79 200H81V201H87V202H92V203H94L95 205H97L98 207H101V208H105V209H108L110 212H112V214H111V216L113 215V212H114V210H113V208L114 207H117V206H119V201L118 200H120L119 199V195H118V192H117V187L115 186V183H114V181H113V183H111V182H109V180H108V178H107V176L101 171V170H99V169H96V170H92V172H90V174L88 175L87 174ZM92 174V176H94L95 178H100V179H102V181H101V183L100 184H98V183H94V184H90L89 182L87 183V181H89L88 179H87V177H90V175ZM97 176V177H96ZM169 177H173V176H171V175H168V174H166V175H163V176H159V178H160V188H162L163 187V182L165 181V178H169ZM95 188V189H94ZM163 189V188H162ZM88 191H90V192H92V193H90V192H88ZM102 191V192H101ZM105 191V192H104ZM114 192V193H113ZM96 193V194H95ZM105 195V196H104ZM155 197H153L152 195L150 196V197H152V203H151V205L149 206V205H147V210H145L146 212H144L139 218H138V220L139 221H141L142 219H145L146 218V220L147 219H150V220H152V219H159L160 217H164V216H166L168 213H166V214H159V212H161V211H163V209H159V212L158 211H156L157 209H158V205H159V203H164L165 202V206L167 207V206H169V205H171V204H173V202L175 201V200H179V198H174V200H170L169 199V196L167 197V196H164V195H160V194H158V193H155ZM109 197V198H107V197ZM94 198V199H93ZM107 198V199H106ZM100 199V200H99ZM111 199V200H110ZM93 200V201H92ZM98 201V202H97ZM111 203H110V202ZM156 205V206H155ZM181 205H182V207H184L185 206V204H183V203H181ZM149 206V207H148ZM163 206V205H162ZM262 208H263V205L261 206ZM149 208V209H148ZM160 208V207H159ZM186 209V208H185ZM164 212V211H163ZM125 209H123L122 210V218H120L119 217V220H118V227H116V228H113V229H111V227H107V229L109 230V229H111L112 231H113V233L115 232V231H117L120 227L121 228H123V227H129V223H131V220H128V222H127V219L125 218L126 216H124L125 214ZM262 213V216L264 217V211H262L261 212ZM263 217H262V219H263ZM110 218V217H109ZM132 218V217H131ZM143 221V220H142ZM163 220L161 219L160 220V223H159V225L160 226H162V224H163V222H162ZM111 222H109L108 221V223H107V225L108 224H110ZM131 224H134V223H131ZM121 225V226H120ZM137 225H138V230L137 231H134V232H131V231H129L128 232V234H129V236H134L135 235V233L136 234H139V231H141V228H140V225H139V223H137ZM109 226V225H108ZM120 226V227H119ZM120 228V229H121ZM146 231V230H145ZM144 231V233H148V231H146L145 232ZM180 232V231H179ZM179 232H178V234H179ZM3 233V230L2 231H0V234L4 237L5 235H6V233L5 234H2ZM108 235V234H107ZM107 237H110L108 240H107V238L106 239H104V241H102V244H109V246H106V252H105V256L104 255H102L101 253H100V251H97V253L98 254H100V258L97 260V262L95 263V264H128L127 262H128V257H127V255H126V253H127V251L125 250V249H123L122 247H114V245H113V240H114V238H113V234L112 235H108ZM105 240H107V241H105ZM107 253V254H106ZM115 254V255H114ZM126 255V256H125ZM113 256H115V262H110L109 260L111 259V260H113ZM117 258H120V260H117ZM142 262H140V264H141Z\"/></svg>",
  "mask_w": 264,
  "mask_h": 264
},
{
  "label": "flooded vegetation",
  "instance_id": "obj_5",
  "mask_svg": "<svg viewBox=\"0 0 264 264\" xmlns=\"http://www.w3.org/2000/svg\"><path fill=\"white\" fill-rule=\"evenodd\" d=\"M16 202V199L15 200H13L12 202H10V204L9 205H11V207H10V209H9V211H12V213H14L15 211H17V204H19V202H17V203H15ZM15 203V204H14ZM21 204V203H20ZM19 204V205H20ZM17 205V206H16ZM15 206H16V208H15ZM12 213H11V215H12ZM11 217V216H10ZM3 218H4V216H3ZM119 219H117V221H118ZM5 221H8V218H6V216H5ZM6 223V222H5ZM11 224L13 225V226H16L12 221H11ZM7 225V224H6ZM11 227V226H10ZM12 228V227H11ZM13 230H14V228H13ZM15 231V230H14ZM17 234H18V229H16V231H15V233L13 234V236H17ZM11 235L10 234H7L6 236H4V237H2L1 236V234H0V247H3L4 246V242L5 241H7V240H9V239H11V237H10ZM16 236L15 237H12V238H16ZM3 243V244H2ZM11 258V257H10ZM13 261H14V259H13Z\"/></svg>",
  "mask_w": 264,
  "mask_h": 264
}]
</instances>
